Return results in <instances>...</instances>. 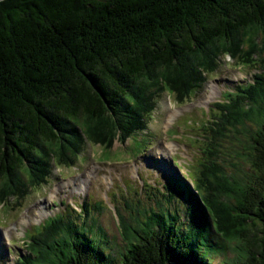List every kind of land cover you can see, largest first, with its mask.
<instances>
[{
    "label": "trees",
    "instance_id": "1",
    "mask_svg": "<svg viewBox=\"0 0 264 264\" xmlns=\"http://www.w3.org/2000/svg\"><path fill=\"white\" fill-rule=\"evenodd\" d=\"M224 53L255 73L204 128L213 148L218 135L236 141L244 164L227 170L211 157L192 188L172 176L183 220L177 209L115 203L116 253L87 223L104 205L85 202L49 217L14 264H216L213 229L236 243L225 264H264V0H0V202L48 182L69 153L77 163L85 140L136 138L163 93L184 101Z\"/></svg>",
    "mask_w": 264,
    "mask_h": 264
},
{
    "label": "rangeland",
    "instance_id": "2",
    "mask_svg": "<svg viewBox=\"0 0 264 264\" xmlns=\"http://www.w3.org/2000/svg\"><path fill=\"white\" fill-rule=\"evenodd\" d=\"M218 62L219 66L216 65L210 73L205 74L202 86L193 90L184 101L179 100L175 91L163 93L146 130L139 131L136 138H127L122 142L115 139L111 148L85 140L82 146L78 144L81 155L77 163L72 165L68 161L72 156L69 153L62 163L51 164L52 172L48 182L31 184L25 193L9 191L0 202V264L12 261L19 253H26L24 240L41 229V226L35 224L71 207L80 211L85 201H97L104 205L102 210H93L95 218L89 217L87 223L93 224L92 227L99 233L106 249L114 253L124 245L115 208L117 202L123 203L128 201L127 198L133 199L131 204L140 201L143 206L139 202L136 204L142 212L145 208L160 206L172 211L177 209L178 212L174 213L182 220L185 219L186 195L171 194L172 189L180 193L169 186L172 173L190 185L193 169H197L199 164L201 169L211 157V160L216 161L219 158V162L227 170H236L235 163L240 165L245 161L235 154L238 143L233 139L226 142L218 135L217 142L221 141L219 148L207 144L209 131L205 130V125L216 113L213 110L211 112L213 103L224 98V93L238 82L243 83L251 77L248 69H238L237 59L229 53L222 54ZM247 124H251L250 119H247ZM224 144L229 156L221 154ZM158 149L163 155L157 153ZM79 154L75 150L73 156ZM172 154H176L174 160ZM211 160L208 167H213ZM173 163L179 167H175ZM244 176L241 172L237 179L244 180ZM224 193L226 192L221 191L220 196ZM62 199L66 202L61 203ZM138 215L142 216L141 213ZM34 226L36 229L33 230ZM99 226L102 227V232L99 231ZM26 231L28 236H25ZM213 231V249L208 253L212 254L214 263L225 264L234 255L232 246L236 243L228 246ZM205 250L207 251L206 248Z\"/></svg>",
    "mask_w": 264,
    "mask_h": 264
},
{
    "label": "clouds",
    "instance_id": "3",
    "mask_svg": "<svg viewBox=\"0 0 264 264\" xmlns=\"http://www.w3.org/2000/svg\"><path fill=\"white\" fill-rule=\"evenodd\" d=\"M237 67H240V68H238V69H241L242 71H246V70H244V67H243L241 64H239V66H237ZM246 69H247V68H246ZM248 73H250L251 75H253V74L255 73V70L248 71ZM225 94H226V93H225ZM224 98H226V96H225ZM227 100H228V99H224L223 102H224V103H228ZM215 112H216V111H215ZM213 116H214V114H213ZM144 131H145V130H144ZM168 131H169V130H168ZM173 165H174V163H173ZM174 166H175V165H174ZM182 182H184V181H182ZM185 183H186V182H185ZM186 184H187V183H186ZM192 187H193V186H191L190 188H192ZM178 191L180 192L181 190H178ZM180 193H181V192H180ZM53 202L55 203V201H53ZM65 202H66V201H65L64 199L61 200V203H65ZM85 202H88V201H85ZM85 202H84V203H85ZM84 203H82V204H84ZM89 203H90V202H89ZM93 203H94V202H93ZM66 206L68 207L69 204L67 203ZM69 209H70V208H69ZM65 210H66V209H65ZM65 210H64V211H65ZM62 212H63V211H62ZM57 214H58V213H57ZM116 214H117V213H116ZM49 215H50V214H49ZM55 215H56V214H55ZM47 216H48V215H47ZM47 216H46V217H47ZM52 216H54V215H50L49 217H52ZM49 217H48V218H49ZM48 218H46L43 222H39V223L35 224V226H42ZM94 218H95V217H94ZM35 226L33 227V230L36 229ZM37 231H38V229L36 230V232H37ZM34 234H35V233H34ZM25 236H28V235H27V231L25 232ZM30 236H32V234L29 235V237H30ZM29 237H28V239H25L23 243L26 244V243L28 242V240H29ZM25 244H24V245H25ZM26 253H27V252H26ZM21 254H25V253H21ZM21 254L19 253V254L16 256V258H17L18 256H20ZM16 258H14L12 261H8V263H7V262H5V263H7V264H14ZM1 264H4V263L2 262Z\"/></svg>",
    "mask_w": 264,
    "mask_h": 264
},
{
    "label": "bare ground",
    "instance_id": "4",
    "mask_svg": "<svg viewBox=\"0 0 264 264\" xmlns=\"http://www.w3.org/2000/svg\"><path fill=\"white\" fill-rule=\"evenodd\" d=\"M158 154H161V155H163V152L160 150V149H158V152H157ZM160 165V164H159ZM70 216V215H69Z\"/></svg>",
    "mask_w": 264,
    "mask_h": 264
}]
</instances>
